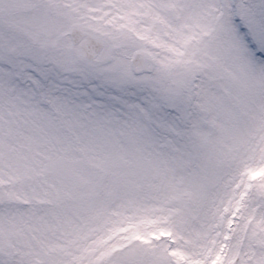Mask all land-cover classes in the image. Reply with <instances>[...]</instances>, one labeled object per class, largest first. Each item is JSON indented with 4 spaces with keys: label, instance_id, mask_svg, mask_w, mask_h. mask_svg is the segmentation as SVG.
Returning a JSON list of instances; mask_svg holds the SVG:
<instances>
[{
    "label": "snow or ice",
    "instance_id": "1",
    "mask_svg": "<svg viewBox=\"0 0 264 264\" xmlns=\"http://www.w3.org/2000/svg\"><path fill=\"white\" fill-rule=\"evenodd\" d=\"M0 264H264V0H0Z\"/></svg>",
    "mask_w": 264,
    "mask_h": 264
}]
</instances>
